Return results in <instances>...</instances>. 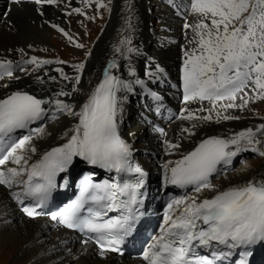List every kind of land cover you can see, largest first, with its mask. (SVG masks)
<instances>
[{
    "label": "snow or ice",
    "instance_id": "obj_1",
    "mask_svg": "<svg viewBox=\"0 0 264 264\" xmlns=\"http://www.w3.org/2000/svg\"><path fill=\"white\" fill-rule=\"evenodd\" d=\"M24 2L9 0L11 5ZM31 2L42 7L58 5L61 0ZM81 3L108 8L102 0H81ZM126 10L125 31L131 32L135 18L131 0L126 3ZM10 12L9 7L0 14V19L7 18ZM37 12L43 15L39 7ZM72 13L86 15L81 8L72 9L68 15ZM185 15H191L193 20L183 24L185 44L182 46L180 89L185 105H200L195 110L182 108L178 117L192 121L189 127L181 129L182 134H186L181 138H190L195 136V129L204 124L243 118L229 110H248L255 115L250 104L264 103V0H188ZM87 18L95 20L94 16ZM51 27L68 36L59 25L51 24ZM12 28L14 25L9 22V30ZM68 39L73 42L70 36ZM75 47L85 49V59L70 65L75 74L69 76L62 68L55 69L63 81L69 82L70 91L61 87L51 97L38 98L17 90L0 98V186L10 191L19 211L28 220L49 215L51 221L65 229L82 233L83 249L86 251L92 244L95 255L107 261L112 254L124 255L127 242L134 238L147 212L148 173L133 162L132 145L119 131L127 99V95L119 94L132 93L134 85L144 87L145 82L139 78L121 79L112 74V69H118L119 64L110 60L102 80L77 110L61 97H71L80 91L78 86L92 51L81 43H75ZM17 51L21 53L19 61L0 58V81L19 80L20 77L14 75L17 69L31 75L44 65L68 63L28 57L23 48ZM114 51L130 59L138 49L132 46L131 36H125L119 46H114ZM26 65H33V68L29 70ZM128 74L135 76L134 69L129 67ZM157 74H164L159 64L155 72L149 69L145 73L150 79L157 78ZM49 79L57 82L56 76ZM36 81L46 83L39 76ZM8 86V83L0 84V87ZM151 95L159 112L162 97L154 92ZM60 116L78 122L62 134L63 143L39 154L33 161L32 157L38 152L32 143L33 134L43 136L46 130L31 126ZM259 119L264 120V117ZM23 130L28 134L17 137L16 134ZM157 131L163 134L162 130ZM180 147L179 140L165 141L166 155L179 153ZM247 153L264 158V123L227 137L209 136L191 151L181 153L179 159L166 160L162 164L164 186L191 187L193 194L167 201L159 230L142 252L145 264H224L234 255L238 259L232 264H249L248 257L252 254L249 249L264 243V177L253 176L225 188L212 183L214 176L235 170L237 162L244 165L241 171H246L244 156ZM77 160L114 172L120 179L94 183L86 176L74 200L58 211L46 212L48 201L57 188L56 178L68 173ZM10 164L14 166L9 167ZM63 179L66 183L67 177ZM205 191L215 194L202 197L200 194ZM37 243L43 244L39 240ZM52 251H56L55 246Z\"/></svg>",
    "mask_w": 264,
    "mask_h": 264
},
{
    "label": "bare ground",
    "instance_id": "obj_2",
    "mask_svg": "<svg viewBox=\"0 0 264 264\" xmlns=\"http://www.w3.org/2000/svg\"><path fill=\"white\" fill-rule=\"evenodd\" d=\"M152 3L149 0H133L131 2L135 15L133 20V33L136 38L135 48L138 49V52L131 54L132 59H125L114 51V46L120 32L126 28L124 25L126 5L124 0H113L110 7V14L108 13L106 23L99 34L90 60L83 72L81 84L78 86L80 91L73 93L71 97H61V99L75 105L76 109L79 110L80 105L86 101L88 94L103 77L104 70L110 60H115L119 64V68L112 69V73L121 79H142L145 82L144 87L134 85V92L119 94L127 95V99L123 104L119 131L121 136L132 145L133 155L140 165H144V167L149 168L148 170L154 173L153 179L156 181L155 187L159 186L162 189L165 187L161 181L163 169L160 166H155V163H152L148 159L151 156L148 153L158 154L156 155L160 159L156 163L158 165L163 164L166 160L179 159L181 153L191 151L200 140L209 136L227 137L232 133L252 126L254 119L207 123L195 129V136L181 138L182 135L186 136V134H182L181 129L183 127H189L192 123V121L178 118L181 109L189 107L195 110L200 105L196 103L191 105L179 104L177 101L176 116L166 125L162 124V122L159 123L162 126L160 130H162L163 134L157 131V129L153 130L151 125L144 124V122L140 121V111L142 113L145 112L141 110L139 105L138 111H132L133 104L138 101L136 96L138 92L139 101L146 97L152 98L151 93L159 90H164L172 94L169 85L175 81L173 78L180 79L182 46L185 44L183 24L186 20L189 22L193 20L191 15H188L187 18L185 16L188 0H174L173 3H170V0H163L162 3L158 2V5H156L157 11L154 16L159 21L158 30L160 36L155 37L154 31L148 23L152 18ZM82 5L81 0H61L58 5H44L41 7L35 4H20L13 6L10 15L7 18L0 19V58L19 61L21 59V53L17 49L21 48L24 49L28 57H38L41 49L46 46L52 47L53 43L51 38L55 34L56 29L52 28L51 24L59 25L60 28H63L68 33L69 25L66 23V15L72 12L74 8H81ZM38 7L43 12L42 16L37 12ZM45 21L48 23H45ZM9 22H11V25H14L12 30H9ZM28 45H32V48H29ZM157 64L163 67L164 74H157V78L150 79L145 75L146 70L150 69L155 72ZM175 65V74H172L173 80L170 81L167 72L174 68ZM58 67L64 68L62 64L52 63L44 65L31 75L21 74L18 69L15 70L14 75L19 76L20 79H5L4 81H0V84L8 83L9 85L7 88L0 87V98L17 90L33 93L39 98L51 97L61 87L70 91L71 85L69 82L63 81L60 78V74L55 71ZM129 67L134 69L135 76H129ZM71 70V74L69 75L72 76L75 73L73 69ZM37 76L42 77L46 83L39 84L36 81ZM51 76H56L57 82H52L49 79ZM164 79H167V82ZM161 92L164 100H166L169 94L166 95L163 91ZM173 96L176 97V95L172 94L170 99L171 103H173ZM144 102L147 104V101L144 100ZM229 111H235L236 115L240 114L238 110ZM204 114L206 113H200V115ZM77 122L71 117L60 116L59 119L53 121L45 119L33 126V128L43 127L46 130V134L43 136L33 134L34 139L32 143L38 152L37 155L32 157V160L37 159L39 154L63 143V140H61L62 134L72 128ZM162 139H164L163 143ZM166 140L172 142L179 140L181 145L179 153L166 155ZM142 151L145 152L141 153ZM249 154H245L244 159ZM254 156L258 155L254 154ZM238 164L237 162L234 168ZM8 166L12 167L14 165L10 164ZM248 166H251V168L246 171H241L244 168L243 166L242 168L231 170L227 173H221L224 176L219 179H216L218 177L216 175L212 180H215L213 182L219 188H225L229 184L241 183L253 176L264 177V158L259 157V160L254 164L247 163ZM153 191H156V189L154 188ZM201 194L202 197H211L215 193L205 191ZM16 206L17 204L12 199L10 191L5 189V187H0V253L4 249H8V254L11 255L14 251L13 249L16 248L18 250L22 248L19 253L20 262L28 264H142L137 260L127 258L117 260L112 256L107 261H101L95 257V253L91 247L87 246V250L85 251L83 246L73 241L72 239H75L73 234H64L59 231L49 232V224L46 221L42 219L28 221L20 217V214L16 211ZM5 220L9 221V223H4ZM37 240L42 241L43 244H38ZM61 241L66 243L61 244ZM54 246L56 251H52Z\"/></svg>",
    "mask_w": 264,
    "mask_h": 264
},
{
    "label": "rangeland",
    "instance_id": "obj_3",
    "mask_svg": "<svg viewBox=\"0 0 264 264\" xmlns=\"http://www.w3.org/2000/svg\"><path fill=\"white\" fill-rule=\"evenodd\" d=\"M125 1V5L128 2V0H124ZM133 0H131L132 2ZM163 0H149L150 3H152V7H151V16L152 18L150 19V21L148 22L149 25H151V29L154 31V36H160L159 33V21L158 19L155 18V14L157 11L156 5H158L159 3H162ZM102 3L108 5V8H97V6L95 5V3H92L90 5H85L83 4L81 6L82 11L86 14V15H80L77 13H72L71 15H66V23H68L69 25V31H68V36H70L72 38V40H74L75 43H81V44H85L87 46L88 49H91V51L93 50L97 39L99 37V34L101 32V30L103 29L106 20L108 18V13L110 14V11L108 10L111 7V4L113 3V0H102ZM133 8V6H132ZM0 14H2V7L0 9ZM134 10V9H133ZM107 15V17H106ZM128 15V12L126 10V14L124 16V20L125 17ZM95 17V20H90L87 17ZM186 18L188 15H185ZM182 22V21H181ZM184 22V20H183ZM182 22V23H183ZM33 25V24H32ZM125 25V23H124ZM126 27V25H125ZM126 29V28H125ZM125 29H123L120 34L119 37L117 38V40L115 41V46H119L120 45V41L122 39H124L125 36H131L132 39V46L136 47V38L134 36L133 31L128 32L125 31ZM128 32V33H127ZM55 34L52 35V47L51 46H46L43 49L40 50V52L38 53V58L40 59H47V60H52V61H56V60H62V61H66L68 63L66 64H62L64 66L63 71L65 72L66 70V74H71V64L74 63H79L80 61L84 60V51L85 49H79L75 47V43L70 42L67 36V38H64L66 36H62L60 34H58L57 32H54ZM64 35V34H63ZM130 59H132L131 55H130ZM90 57L87 59L86 61V65L89 62ZM33 67H28V69H32ZM175 68L170 69L167 74L169 75L170 81H172L173 79L172 74H175ZM66 69V70H65ZM20 73V72H19ZM21 74H24V72H22ZM71 76V75H69ZM165 82H167V79H164ZM172 92V90H171ZM166 95L169 94V97L166 98V102L171 103L170 99L171 96L173 94L170 92H164ZM177 97V95H176ZM138 101H136L137 103L140 102L139 98L137 97ZM250 107L254 110L255 115L252 111H243L240 112V115L243 118L242 119H254V122L252 124L256 125L259 123H264V120L259 119V117H264V103H251ZM138 109V108H137ZM136 109V107H134L133 104V108L132 111H138ZM247 163L250 164H254L255 162H257V160H259V156H252L250 155L248 158L245 159ZM244 165L238 164L237 167L235 169L238 168H242ZM251 166L247 167V169H250ZM22 248H19L18 250L15 248L13 249L14 251L12 252L11 255L8 254V249H4L1 253H0V264H28V263H22L20 262V256L19 253L21 251ZM13 255V256H12Z\"/></svg>",
    "mask_w": 264,
    "mask_h": 264
}]
</instances>
